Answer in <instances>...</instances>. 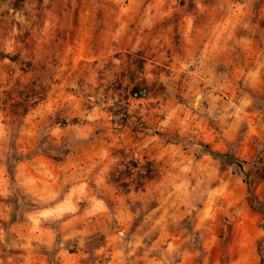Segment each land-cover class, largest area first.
I'll return each mask as SVG.
<instances>
[{"label": "rangeland", "instance_id": "rangeland-1", "mask_svg": "<svg viewBox=\"0 0 264 264\" xmlns=\"http://www.w3.org/2000/svg\"><path fill=\"white\" fill-rule=\"evenodd\" d=\"M262 209L264 0H0V264H264Z\"/></svg>", "mask_w": 264, "mask_h": 264}, {"label": "trees", "instance_id": "trees-1", "mask_svg": "<svg viewBox=\"0 0 264 264\" xmlns=\"http://www.w3.org/2000/svg\"><path fill=\"white\" fill-rule=\"evenodd\" d=\"M138 91H139V87L136 85L132 89V94L133 95H137ZM196 146L198 148L197 157H202V156H208L209 155V156H214V157L220 158L222 160L228 159V160L234 162V164H236V161H234V159L232 157H229L228 155H225V154H220L218 152H215V151L211 150L210 148H208L206 145L197 144ZM237 166H239V168L242 169V167L239 164H237ZM242 178H243L244 183L247 186L248 194L251 195L252 200H255L254 196L252 195V182H253V180L251 181L250 174L248 172H244L242 174ZM262 210H264V209H262ZM262 212H264V211H262Z\"/></svg>", "mask_w": 264, "mask_h": 264}, {"label": "crops", "instance_id": "crops-1", "mask_svg": "<svg viewBox=\"0 0 264 264\" xmlns=\"http://www.w3.org/2000/svg\"><path fill=\"white\" fill-rule=\"evenodd\" d=\"M64 206V205H62ZM48 216H51L52 218H60V217H63L65 216L66 214L62 211V207H57L55 209H52L49 213ZM42 232H44L46 235L49 233V231H47L46 227H44L42 229Z\"/></svg>", "mask_w": 264, "mask_h": 264}]
</instances>
